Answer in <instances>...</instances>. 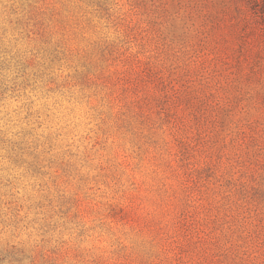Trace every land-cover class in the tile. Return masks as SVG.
<instances>
[{"label": "clouds", "instance_id": "clouds-1", "mask_svg": "<svg viewBox=\"0 0 264 264\" xmlns=\"http://www.w3.org/2000/svg\"><path fill=\"white\" fill-rule=\"evenodd\" d=\"M0 264H264V0H0Z\"/></svg>", "mask_w": 264, "mask_h": 264}]
</instances>
